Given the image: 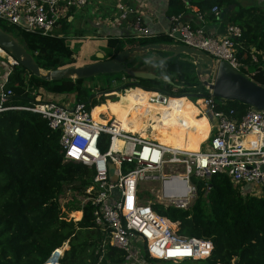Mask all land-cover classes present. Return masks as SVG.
Masks as SVG:
<instances>
[{"label": "trees", "instance_id": "obj_1", "mask_svg": "<svg viewBox=\"0 0 264 264\" xmlns=\"http://www.w3.org/2000/svg\"><path fill=\"white\" fill-rule=\"evenodd\" d=\"M188 2L203 14V18L213 21L220 20L225 11L222 19L226 16L228 24L238 26L241 31L238 58L244 66L255 70L252 80L264 86V10L240 5L237 0ZM215 5L220 9L218 15L210 13ZM186 11L183 0H167V17L181 15L183 19ZM59 23L57 32L61 36L24 32L2 23L0 28L24 45L41 69L53 70L65 66V62L72 60L74 55L65 43L67 24ZM155 41L170 42L162 35L152 39L141 38L137 42L133 38L108 37L107 46L113 49L110 56L114 57L127 46ZM252 48L256 62L251 58ZM152 63L155 65L153 73L158 79L136 80L142 89L167 93L173 86L182 93H207L195 74L193 63L180 59L179 55ZM28 75L34 87L42 86L58 94L76 93L77 100L86 102L88 108H95L93 115L97 122H106L104 117L96 115L97 106L102 107L100 111L106 116L115 115V108L111 111L110 104L106 105L107 100L100 101L99 96L95 99L86 92L83 83L89 78L45 80L20 65L13 67L6 83V88L13 92L10 103L27 107L35 102L34 96L27 91ZM111 80L112 77L107 78L108 83ZM128 88L139 92L137 87ZM144 108L148 110L146 119L149 120L148 115L153 116L154 127H161L162 131L157 136L165 135L171 143H180L184 136L176 127L178 119H188L190 128L205 124V121L190 115L195 111L198 113V110L194 106L182 105L180 99H167L165 105L146 102ZM216 108L233 109L234 116L240 117L249 106L225 100V105ZM98 147L101 152L107 150V134L101 133ZM94 173L93 166L64 160L59 133L48 128L39 114L21 109L0 112V264H44L52 251L64 242L68 243V248L59 258V264H123L124 251L114 247H108L102 260L98 261L96 248L101 236L92 221V208L89 205L80 208L75 198L76 192L81 193L90 184ZM197 185V196L187 210L153 205L158 214L177 222L179 234L212 242L210 256L192 263L264 264V185L261 192L255 194L250 186L235 185L224 175H212L207 185L201 180ZM67 190L75 192L71 200L66 198ZM61 198H66L63 205ZM143 254L146 260H150L145 251Z\"/></svg>", "mask_w": 264, "mask_h": 264}, {"label": "built area", "instance_id": "obj_2", "mask_svg": "<svg viewBox=\"0 0 264 264\" xmlns=\"http://www.w3.org/2000/svg\"><path fill=\"white\" fill-rule=\"evenodd\" d=\"M88 3L89 0H0V21L24 32L61 36L57 29L65 12L71 8L80 9ZM117 9L121 13L116 22L125 18L127 13L120 4ZM219 10L215 5L210 13L218 15ZM196 16L202 22L203 14L196 12ZM137 30L142 37L149 34L144 27ZM164 34L170 42L198 49L215 61H226L252 79L253 72L247 70L237 55L241 36L238 26L228 24L225 35L217 37L208 34L202 24L184 22L180 15L172 17V26ZM251 58L257 61L253 51ZM17 65L18 62L4 51L0 54V68L3 70L0 74V112L21 109L39 114L48 128L59 133L65 161L94 167L89 189L84 190L77 200L80 208L85 205L92 208V221L101 236L96 248L98 261L102 260L108 247L124 251L123 264L206 259L212 252V242L179 234L177 222L158 214L153 205L187 210L197 196V181H204L207 185L212 175H224L235 185L250 186L253 193L264 185V111L249 107L240 117H235L233 109H217L216 106L225 105V100L212 97L205 87L207 93L196 97L203 98L208 108L203 113L209 123L208 136L197 152L174 150L153 139L130 135L114 127L113 116L108 115L105 123H96L91 116L92 107L88 108L86 102L43 101L27 107L10 103L13 92L6 88V83ZM121 81L126 84L122 87L133 86L124 74ZM142 90L149 94L147 103L152 105H165L170 98H190L185 92L172 95ZM101 133L108 135L105 152L98 147ZM202 144L204 147L201 148ZM109 163L114 166L115 179L109 176ZM143 184L151 187L145 189L148 197L140 201L138 195ZM71 192L67 190L66 195ZM127 198L132 199V204L126 209ZM67 246L64 242L48 259L53 258L55 264H59ZM57 249L60 252L54 256ZM144 251L150 260H146Z\"/></svg>", "mask_w": 264, "mask_h": 264}, {"label": "crops", "instance_id": "obj_3", "mask_svg": "<svg viewBox=\"0 0 264 264\" xmlns=\"http://www.w3.org/2000/svg\"><path fill=\"white\" fill-rule=\"evenodd\" d=\"M183 1L187 11L184 13V18L181 20L188 22L191 25L202 24L207 33L212 36L222 37L225 35L226 26L228 25L226 16L218 21L203 18L202 22H200L196 16L197 11L195 7L190 6L188 0ZM237 1L240 5L255 6L264 10V0ZM118 4L122 5V7L127 10V13L125 18L116 22L117 17H119L121 13L119 9H117ZM166 9L167 0H89V3L80 9H69L65 12L59 22H65L67 24V32L64 36L65 43L72 51L90 53L93 54L94 57L101 53L104 58H107L110 57L113 52V49L107 46L108 37L133 38L134 42H137L141 38L152 39L157 38L158 36L160 37L161 35L165 36V31L172 26V16H166ZM136 27H144L148 29V36H140V32ZM152 43L178 44V42L162 41H155ZM251 51L255 53L254 48H252ZM154 56H162L166 58L174 57V55L167 50L147 52L143 57L145 59L138 60L136 58L134 61H136L137 65L134 67L132 63L130 66L132 69H139L141 67L145 71L153 72L155 65L152 61H150V58ZM179 58L186 60V55L179 54ZM248 71L254 72L255 70L249 67ZM2 72L3 70L0 68V74ZM143 95L144 98H147L146 94ZM170 99H180L182 100V105L184 104L190 106L191 108L193 107V103L190 99H186L184 97ZM191 99H195V97H191ZM106 105H108V103H106ZM138 108L142 109V113L138 114L146 117L145 114L147 111L141 106H137L134 110ZM93 110H95V108ZM138 114L133 113L131 116H127V118L132 117V119L137 123V126L131 129L132 132L136 135L144 136L145 138L150 139H168L165 135L157 136L158 132L160 133L162 130L160 126L154 127L156 123L152 120L153 116L150 117V115H148L149 120H146L143 124L140 120H138ZM190 115L196 117L200 121H205V124L199 125L196 128H190V121L188 119H184V117H182V119H178L176 121L178 124L176 127L184 133V136L178 140L180 145L185 146L188 149H193V147H197L195 149H199L201 142L206 139V135H208V119L199 115L196 111L190 113ZM169 123H173V121ZM202 128L206 130L205 137L201 136L205 133L200 130ZM198 135L200 136L198 137Z\"/></svg>", "mask_w": 264, "mask_h": 264}, {"label": "water", "instance_id": "obj_4", "mask_svg": "<svg viewBox=\"0 0 264 264\" xmlns=\"http://www.w3.org/2000/svg\"><path fill=\"white\" fill-rule=\"evenodd\" d=\"M224 13L220 15V19H222ZM0 49L15 59L28 72L45 80L87 79L100 75L122 73L131 80L129 84L136 87H139L136 83L138 79H158L155 73L145 71L141 67L132 69L130 66L132 63L134 67L137 65L134 61L136 58L143 60L147 52L158 50L170 51L174 56L185 54L186 61L193 63L196 76L202 85L210 90L212 97L226 101H238L254 110L264 111V86L254 82L226 61H215L204 52L182 44L149 43L141 46L130 45L114 57L104 58L99 53L96 56V61L83 65L62 66L53 70L41 69L24 45L2 28H0ZM166 59L162 56L150 58L152 62H162ZM186 95L196 97L203 94L186 93ZM107 168L109 176L115 179L113 164L109 163ZM234 264L236 263L234 262Z\"/></svg>", "mask_w": 264, "mask_h": 264}, {"label": "rangeland", "instance_id": "obj_5", "mask_svg": "<svg viewBox=\"0 0 264 264\" xmlns=\"http://www.w3.org/2000/svg\"><path fill=\"white\" fill-rule=\"evenodd\" d=\"M0 23H2L3 25H5L3 22L0 21ZM14 27V26H12ZM74 55H73V58L72 60L70 61H67L65 62V66L67 65H83V64H86V63H89V62H93V61H96L97 58L94 57L93 54H90V53H82V52H74ZM247 70L249 69V67H247ZM250 71V70H249ZM123 74L122 73H117V74H111V75H100V76H95V77H92V78H89L87 80L84 81L83 85L86 87V92L90 93L91 96L95 97V99H97V97L99 96L101 99H99L100 101H106V103L110 104V109L111 111L114 110L115 108V103H116V100H117V97H118V92H122L124 91V88L125 89H129L128 87H132V86H125V87H122L123 85H126L124 84L122 81H121V78H122ZM112 77V80L110 81V83H108L107 81V78H111ZM32 79L30 77V75L27 76V91H29V93L31 95H33L34 97V103H37V102H43V101H59V102H64L65 103H71L73 101H79L76 99V93H69V94H58V93H53L49 90H47L46 88L42 87V86H38V87H34V85H32ZM128 84V83H127ZM172 86V85H171ZM34 87V88H33ZM174 87L172 86L171 89H169V91L167 93H170V94H180L182 93V91L180 90H177L175 91L176 93H173L174 91ZM113 90H115L116 92H114ZM132 92V93H131ZM127 93L129 92H123L122 93V96H121V101H120V110L118 111L119 112H122L126 105H127V101L129 99V96L127 95ZM130 93H131V97H132V100H137L136 103L133 104V108H136L137 106L139 107V105L144 102V101H147V98H144V95L145 94L144 92H138V91H135L134 89H130ZM140 95H143V99L140 97ZM190 99L192 102L196 103L197 102V99ZM141 102V103H140ZM175 104H178V103H175ZM146 104H143L141 107L143 109L144 106ZM96 115L98 117H104L106 119V115L104 113H102L100 110L102 109V107H96ZM138 109H141V108H138ZM134 110V109H133ZM147 111V113L145 114L146 117H147V114H148V110L145 109ZM134 113V111H131ZM117 113V114H118ZM142 113V112H141ZM119 115V114H118ZM117 115V116H118ZM137 116V115H136ZM114 117V116H113ZM138 117L140 120L141 123H145L146 122V117H144L143 115L141 114H138ZM132 118V117H131ZM201 131H204L206 132L205 129H200ZM146 134V133H145ZM205 133L204 135H201L202 137H205ZM200 135H198L199 137ZM207 137V135H206ZM204 147V144H202L201 148ZM197 148V147H195ZM193 147V149H195ZM151 186L149 185H145L143 184L142 187L140 188V193H139V197H138V200L140 201H143L144 199H146L148 197V192L147 190L145 189H149ZM89 187L86 186L83 190H81L82 192L85 190H88ZM256 194H259L261 191L260 189H255L254 190ZM81 192V193H82ZM69 193V192H68ZM71 193H75V192H71ZM80 192L79 193H75V198L76 199H80L81 198V194ZM72 194H68L66 196L67 199L71 200L72 199ZM66 198H61L60 200L63 201V203L65 202ZM75 199V200H76ZM130 203H128V198L126 200V209L129 207ZM68 244V243H67ZM68 248V246H67ZM153 264H194L192 263L191 261H184V262H179V263H173L172 261L170 260H152L151 261Z\"/></svg>", "mask_w": 264, "mask_h": 264}, {"label": "bare ground", "instance_id": "obj_6", "mask_svg": "<svg viewBox=\"0 0 264 264\" xmlns=\"http://www.w3.org/2000/svg\"><path fill=\"white\" fill-rule=\"evenodd\" d=\"M0 54H3V51L1 49H0ZM137 88L139 89V92H144L146 94V97L149 96V94L146 93L145 91H143L141 88H139V87H137ZM126 91H130V89H124V91L118 92V97H117L116 104H115V115H114V117L112 119V125L114 127H117L118 129L123 130V132H125V133H128L130 135H136L134 132L131 131V129L136 127L137 123L132 118H127V116L129 117V116H131L133 114V112H131V111H134L135 114L141 113L142 109L133 110V109H135V108H133V104L136 103L137 100H134V99L132 100V97H131V93L132 92L131 93L130 92L127 93V95L129 96V99L127 101V105H126L125 109L122 112H119L118 113L119 115L117 114V112L120 110L119 108H120V101H121L122 93L126 92ZM140 97L143 99V95H140ZM195 99H197V102L196 103L192 102L193 106L198 110L199 115H202L203 117H206V116L203 115V113L206 112L208 108L205 105V103L203 101V98L195 97ZM146 102L147 101L142 102L139 106H142L143 104H146ZM91 116H92L93 121H95L96 123H100V122L96 121V118L93 115V109L91 111ZM136 136L137 137H144V136H139V135H136ZM154 141L159 143V144H161V145H163V146H165V147H168L169 149L183 150V151H188V152H197L198 151V149H188L185 146L180 145V143H176V142L175 143H171V141H169L168 139L154 140ZM128 201H129L128 203H131L132 199L128 198ZM59 252H60V249H57V251L54 253V256H57ZM45 264H55V261H54L53 258L52 259H48L45 262Z\"/></svg>", "mask_w": 264, "mask_h": 264}]
</instances>
